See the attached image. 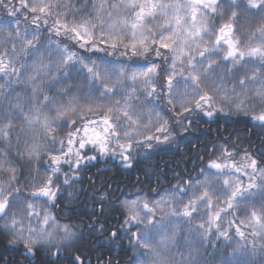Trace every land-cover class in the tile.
Wrapping results in <instances>:
<instances>
[{
  "label": "snow or ice",
  "instance_id": "snow-or-ice-1",
  "mask_svg": "<svg viewBox=\"0 0 264 264\" xmlns=\"http://www.w3.org/2000/svg\"><path fill=\"white\" fill-rule=\"evenodd\" d=\"M0 12L7 249L92 264L87 228L130 264H264V0H0ZM220 117L247 118L259 144L221 134L196 178L118 197L114 227L107 189L79 223L55 211L98 159L139 167Z\"/></svg>",
  "mask_w": 264,
  "mask_h": 264
},
{
  "label": "trees",
  "instance_id": "trees-1",
  "mask_svg": "<svg viewBox=\"0 0 264 264\" xmlns=\"http://www.w3.org/2000/svg\"><path fill=\"white\" fill-rule=\"evenodd\" d=\"M3 15L4 13L0 12V17ZM221 134L224 139H236L243 143L252 140L255 144H259L262 135L261 129L250 123L247 118L220 117L209 122L201 121L198 130L186 139L177 138L180 141L178 147L173 145L154 153L150 161L142 162L139 167L124 169L117 160L98 159L95 165L89 166L81 174V182L77 186L82 190L79 200L71 206L66 202L60 204L55 211L60 213L62 210H67L73 221L79 223L80 218H86L88 211L96 206L93 203L94 193L107 189L108 192L115 193L110 197L113 203L108 205V218L109 220L112 218V227H114L120 219V212L115 211V201L118 197L126 193L146 191L153 185H155L154 191L170 189L177 182V176L187 178L190 175L196 178L199 167L209 159L205 146L215 142ZM104 169L108 171L101 172ZM84 231L85 238L79 247L83 256L91 260L92 264H96L98 258L117 256H119V264H130V254L120 250L109 251V246L102 243L105 236L90 233L87 228ZM92 245L98 246V249L93 250ZM0 256L4 257L7 264H15L17 259L24 264L19 252L5 247L3 238H0ZM34 264H47V261L38 258Z\"/></svg>",
  "mask_w": 264,
  "mask_h": 264
},
{
  "label": "flooded vegetation",
  "instance_id": "flooded-vegetation-1",
  "mask_svg": "<svg viewBox=\"0 0 264 264\" xmlns=\"http://www.w3.org/2000/svg\"><path fill=\"white\" fill-rule=\"evenodd\" d=\"M111 220H112V218H111L110 220L108 219V223L110 224V226H112V223H113ZM92 247H93V245H92ZM97 247H98V246H97ZM97 247L94 246V247H93V250H97V249H98Z\"/></svg>",
  "mask_w": 264,
  "mask_h": 264
},
{
  "label": "rangeland",
  "instance_id": "rangeland-1",
  "mask_svg": "<svg viewBox=\"0 0 264 264\" xmlns=\"http://www.w3.org/2000/svg\"><path fill=\"white\" fill-rule=\"evenodd\" d=\"M157 191H160V190H157Z\"/></svg>",
  "mask_w": 264,
  "mask_h": 264
}]
</instances>
